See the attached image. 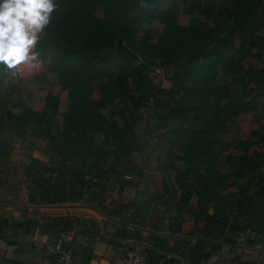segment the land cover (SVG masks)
Segmentation results:
<instances>
[{"label": "trees", "instance_id": "obj_1", "mask_svg": "<svg viewBox=\"0 0 264 264\" xmlns=\"http://www.w3.org/2000/svg\"><path fill=\"white\" fill-rule=\"evenodd\" d=\"M54 3L50 24L34 51L66 94L65 109L61 111L60 94L48 90L40 110L21 104L19 115L7 113L23 135L32 129L46 141L40 149L49 161L31 157L26 166L27 205L35 209L74 203L91 186L98 187L102 175L123 167L138 152V112L146 102L156 103L159 127L165 129L159 138L171 157L169 183L160 197L170 221L152 225L157 230H150L140 256L146 264H254L247 256L222 255L212 248L236 245V234L247 231L264 238V130L254 129L239 140L227 130L229 118L253 108L252 86L264 85V37L256 36L264 31V0H231L224 8L204 0ZM182 6L189 17L185 24L180 22ZM153 22L163 27L155 42L145 34L138 40L144 26ZM138 57L172 68L168 89L147 80V68L137 64ZM250 59L262 67L245 68L243 62ZM220 76L231 78L239 95L219 85ZM14 81L21 82L0 67V86ZM7 155L0 149V164ZM211 205L215 208L209 214ZM27 211L0 220V240H12L0 264H22L16 261L15 248L35 234L47 240L41 243V256L37 247L30 249L27 264H42L40 257L58 264L47 255V243L71 233L67 250L72 264L96 261L99 243L118 255L135 252L140 243L141 228L124 219L127 207L108 213L106 217L115 216L118 222L107 218L112 224L105 225L88 217L38 220L27 217ZM187 219L194 223L192 242L182 232ZM109 226L113 233L106 231Z\"/></svg>", "mask_w": 264, "mask_h": 264}, {"label": "rangeland", "instance_id": "obj_2", "mask_svg": "<svg viewBox=\"0 0 264 264\" xmlns=\"http://www.w3.org/2000/svg\"><path fill=\"white\" fill-rule=\"evenodd\" d=\"M230 2L231 0H204V4L215 8L227 7ZM181 12L180 22L185 24L189 17L184 14L183 6ZM96 15L100 17L102 12L98 10ZM162 28L157 22L144 26V32L138 36V40L145 34L149 42L153 44L161 34ZM256 36L264 37V31L257 32ZM253 42L256 43V39H253ZM37 63L38 66L35 68L20 67L17 76L21 82L14 81L13 85L0 86V149L8 152L7 159L0 164V204L27 205L28 191L24 179L27 164L31 157L44 162L49 161L48 154L40 149L44 147L46 141L37 138V132L32 129L26 130L23 135L17 122L10 119L7 113L13 116L19 115L21 104L28 105L32 110H40L45 92L48 90L60 94L61 111H64L66 106V94L58 87L55 76L49 75L38 61ZM137 64L146 66L145 76L156 88L168 89L170 84L168 80L172 74L171 67L162 65L160 61H151L143 57H138ZM243 64L245 68L255 70L262 67L259 61L251 59L244 61ZM36 78L39 79L38 82H30ZM27 81L28 83H25ZM231 81V78L220 76L218 84L230 86L233 94L239 95V89ZM252 90L250 98L253 108L246 110L237 118L231 117L228 120L227 130L233 140L246 137L254 129L264 130V85L252 86ZM157 99L159 100V97ZM212 104H214L213 100ZM156 113H158L156 103L146 102L138 112L139 120L136 125L140 138L138 152H134L130 158L126 159L123 167L102 175L98 187L91 186L83 198L77 202L26 209L27 215L38 220L61 216H71L77 220L80 217L92 216L105 225L112 224L107 221L108 213L127 207L125 221L141 228L140 237L137 239L140 243H136L135 252L142 254L148 247L147 237L150 236V230H155L154 226L161 221L164 225L170 221V216L165 215L168 208L163 206L160 197L165 193L164 184L169 183L171 157L166 155V144L159 138L165 129L159 127L162 122L157 119ZM104 114L108 117L110 111ZM175 164L178 168L182 167L181 162L175 161ZM107 166L103 167L104 171H107ZM214 208L215 206H210L209 214L213 213ZM132 215L136 217L133 219ZM109 220L118 222L115 216ZM193 231L194 223L191 219H187L182 232L188 236L190 242L196 239L191 236ZM236 235L238 237L236 245L218 243L220 247L212 249L222 255L247 256L254 264H264V238H254L249 231ZM73 236L74 233H71L70 243ZM99 237L101 239L103 236ZM50 242L51 240L47 245Z\"/></svg>", "mask_w": 264, "mask_h": 264}, {"label": "clouds", "instance_id": "obj_3", "mask_svg": "<svg viewBox=\"0 0 264 264\" xmlns=\"http://www.w3.org/2000/svg\"><path fill=\"white\" fill-rule=\"evenodd\" d=\"M55 8L54 0H0V67L15 76L38 66L34 49Z\"/></svg>", "mask_w": 264, "mask_h": 264}, {"label": "crops", "instance_id": "obj_4", "mask_svg": "<svg viewBox=\"0 0 264 264\" xmlns=\"http://www.w3.org/2000/svg\"><path fill=\"white\" fill-rule=\"evenodd\" d=\"M32 210L34 208L28 206V205H6V204H0V220L1 219H8L10 218L12 215L17 216V215H22L24 213V210ZM27 217H29V215H27ZM32 217V216H31ZM88 218H92L94 220H96L94 217L92 216H87ZM98 222V221H97ZM108 233H113L114 232V228L112 227H107L106 230ZM103 233V231H102ZM102 236H104V234H102ZM46 238H42V237H37V235L35 234L34 236H27L25 240H22L21 243L15 248V258L16 261L22 264H27L30 258V249L35 246L37 247V252L38 254L41 256V249H43L41 247V243L46 242ZM12 241L11 239H4V240H0V260L4 257L5 253L7 252V250H9L10 248L8 247L7 243ZM95 255L97 256L96 261H92L90 262V264H109L111 261L113 263V260L118 256V254L113 251L110 247L107 248L106 246H104L103 244H96L95 245ZM41 261L42 264H53L50 263L48 260H42ZM109 259V260H108Z\"/></svg>", "mask_w": 264, "mask_h": 264}, {"label": "built area", "instance_id": "obj_5", "mask_svg": "<svg viewBox=\"0 0 264 264\" xmlns=\"http://www.w3.org/2000/svg\"><path fill=\"white\" fill-rule=\"evenodd\" d=\"M70 235L61 236L60 240L49 244L46 247V253L49 256L56 257L58 264H72L70 251L67 247L70 245ZM113 264H146L140 254L134 251H128L124 254H119L114 260Z\"/></svg>", "mask_w": 264, "mask_h": 264}, {"label": "water", "instance_id": "obj_6", "mask_svg": "<svg viewBox=\"0 0 264 264\" xmlns=\"http://www.w3.org/2000/svg\"><path fill=\"white\" fill-rule=\"evenodd\" d=\"M184 264H190L189 262H185Z\"/></svg>", "mask_w": 264, "mask_h": 264}]
</instances>
